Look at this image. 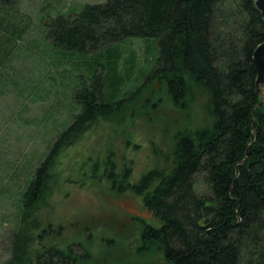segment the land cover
<instances>
[{"label":"trees","instance_id":"obj_1","mask_svg":"<svg viewBox=\"0 0 264 264\" xmlns=\"http://www.w3.org/2000/svg\"><path fill=\"white\" fill-rule=\"evenodd\" d=\"M46 30L55 49L84 55L129 38L154 39L157 54L147 80L163 82L179 109H187L191 91L206 97L209 123L178 135L170 169H154L135 185L126 182L129 171L120 182L113 171L108 175L159 222L143 226L141 243L161 246L168 264H264V99L253 61L264 42V20L255 1L106 0L60 15ZM112 79L94 75L76 94L81 112L21 193L4 264L81 262L70 249L38 245L51 226L39 215L51 207L49 179L62 150L118 109L116 96H106ZM197 176L204 190L196 188Z\"/></svg>","mask_w":264,"mask_h":264},{"label":"rangeland","instance_id":"obj_2","mask_svg":"<svg viewBox=\"0 0 264 264\" xmlns=\"http://www.w3.org/2000/svg\"><path fill=\"white\" fill-rule=\"evenodd\" d=\"M105 1L0 0V264L18 227L21 193L81 112L75 96L94 75L114 78L106 96H116L118 109L60 153L49 179L51 207L39 215L51 226L38 245L70 249L81 256L78 264H168L161 246L141 243L143 226L159 222L108 175L113 171L120 182L129 171L126 182L135 185L154 169H170L178 135L209 123L206 97L191 91L187 109H179L163 82L147 80L157 54L154 39L129 38L84 55L55 49L46 38L51 20ZM195 181L204 190L201 177Z\"/></svg>","mask_w":264,"mask_h":264},{"label":"water","instance_id":"obj_3","mask_svg":"<svg viewBox=\"0 0 264 264\" xmlns=\"http://www.w3.org/2000/svg\"><path fill=\"white\" fill-rule=\"evenodd\" d=\"M253 1H255L256 7L260 11L262 18L264 20V0H253ZM263 57H264V42L257 47V49L255 50L254 55H253V61H254V64L256 66V70H257V74H258L257 80H256L257 87H258V80H259V78L262 74V70H263V67L261 66V62H262ZM263 72H264V70H263Z\"/></svg>","mask_w":264,"mask_h":264},{"label":"flooded vegetation","instance_id":"obj_4","mask_svg":"<svg viewBox=\"0 0 264 264\" xmlns=\"http://www.w3.org/2000/svg\"><path fill=\"white\" fill-rule=\"evenodd\" d=\"M122 178H123V175H122ZM119 184V183H118ZM131 185V184H130ZM120 186V185H119Z\"/></svg>","mask_w":264,"mask_h":264}]
</instances>
